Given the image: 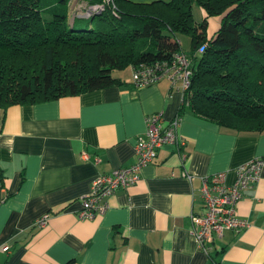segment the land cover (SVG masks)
Returning <instances> with one entry per match:
<instances>
[{
	"label": "crops",
	"instance_id": "crops-1",
	"mask_svg": "<svg viewBox=\"0 0 264 264\" xmlns=\"http://www.w3.org/2000/svg\"><path fill=\"white\" fill-rule=\"evenodd\" d=\"M77 2L69 1L71 17ZM112 74L124 84L0 107V264H264V165L238 203L247 228L225 231L208 253L191 231L202 178L223 172L232 184L240 164L264 156V131L222 127L187 107L178 127L186 145L161 147L134 185L107 198L103 214L78 217L97 175L134 163L146 116L170 121L183 101L166 79L133 85L132 66Z\"/></svg>",
	"mask_w": 264,
	"mask_h": 264
},
{
	"label": "trees",
	"instance_id": "trees-1",
	"mask_svg": "<svg viewBox=\"0 0 264 264\" xmlns=\"http://www.w3.org/2000/svg\"><path fill=\"white\" fill-rule=\"evenodd\" d=\"M69 1L0 0V107L122 85L114 70L170 60L183 34L192 75L177 115L187 107L222 127L264 131V0H112L88 17H71ZM212 16L220 25L208 36Z\"/></svg>",
	"mask_w": 264,
	"mask_h": 264
},
{
	"label": "built area",
	"instance_id": "built-area-1",
	"mask_svg": "<svg viewBox=\"0 0 264 264\" xmlns=\"http://www.w3.org/2000/svg\"><path fill=\"white\" fill-rule=\"evenodd\" d=\"M112 0H104L102 3L82 5L76 8L72 16L88 17L99 13L105 4ZM204 50L201 45L197 54ZM192 75V59L189 53L177 52L170 60L155 62L152 64H138L132 66V83L136 87L153 85L166 79L172 86H178L185 90L190 85ZM145 131L138 135L133 149L135 161L127 167H120L110 173L97 175L91 184L88 195L81 197V210L78 217L90 219L103 214L108 208L107 198L117 190L126 189L134 185L140 179L141 169L155 161L158 150L165 145H175L182 148L186 145V139L179 133L180 116L170 121L164 120L161 113H151L146 116ZM85 160L89 159L86 152L81 153ZM94 161H99L95 158ZM264 165L261 157L251 158L236 169V178L232 184L225 182L223 172L204 176L198 193L203 201L201 212L191 215V231L201 250L208 253L211 244L216 237H221L227 230L241 232L248 227V221L239 215L238 203L244 195V191L255 183ZM187 175V173H184ZM48 215L39 218L37 226L45 225Z\"/></svg>",
	"mask_w": 264,
	"mask_h": 264
},
{
	"label": "rangeland",
	"instance_id": "rangeland-1",
	"mask_svg": "<svg viewBox=\"0 0 264 264\" xmlns=\"http://www.w3.org/2000/svg\"><path fill=\"white\" fill-rule=\"evenodd\" d=\"M82 5H85V3H82L81 0H78V2L74 6L75 8L73 9V12H75L78 8H82ZM202 12L203 10L199 6H196V5L193 6V16L197 22L201 21L203 17L204 12H203V15H202ZM219 25H220V16L210 17L208 19L207 35L212 36L215 33V31L218 29ZM87 26H88V23H85V24L77 23L76 24L77 29H84ZM178 38L180 39L182 49L186 52H190L191 50L190 37L187 35L179 34L177 36V39Z\"/></svg>",
	"mask_w": 264,
	"mask_h": 264
}]
</instances>
